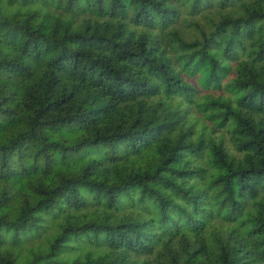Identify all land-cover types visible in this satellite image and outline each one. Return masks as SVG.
<instances>
[{"label":"trees","instance_id":"obj_1","mask_svg":"<svg viewBox=\"0 0 264 264\" xmlns=\"http://www.w3.org/2000/svg\"><path fill=\"white\" fill-rule=\"evenodd\" d=\"M0 264H264V0H0Z\"/></svg>","mask_w":264,"mask_h":264}]
</instances>
